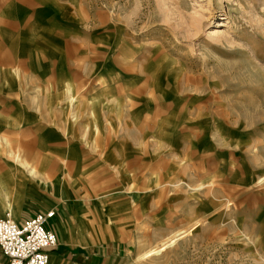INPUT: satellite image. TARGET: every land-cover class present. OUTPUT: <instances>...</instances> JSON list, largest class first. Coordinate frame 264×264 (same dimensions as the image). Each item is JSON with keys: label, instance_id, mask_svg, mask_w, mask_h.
Masks as SVG:
<instances>
[{"label": "rangeland", "instance_id": "obj_1", "mask_svg": "<svg viewBox=\"0 0 264 264\" xmlns=\"http://www.w3.org/2000/svg\"><path fill=\"white\" fill-rule=\"evenodd\" d=\"M0 180L78 264H264V0H0Z\"/></svg>", "mask_w": 264, "mask_h": 264}, {"label": "built area", "instance_id": "obj_2", "mask_svg": "<svg viewBox=\"0 0 264 264\" xmlns=\"http://www.w3.org/2000/svg\"><path fill=\"white\" fill-rule=\"evenodd\" d=\"M53 217L49 211L20 222L0 219V253L6 264H50L49 253L58 246L56 233L48 228Z\"/></svg>", "mask_w": 264, "mask_h": 264}, {"label": "crops", "instance_id": "obj_3", "mask_svg": "<svg viewBox=\"0 0 264 264\" xmlns=\"http://www.w3.org/2000/svg\"><path fill=\"white\" fill-rule=\"evenodd\" d=\"M16 173H18V172L16 171ZM34 173L36 174L35 171H34ZM65 174L68 175V170L64 171L63 167H61L60 172H59V176L54 178V180L51 182L52 187H55L57 185L59 186L58 187L59 188L58 189L59 195L56 197L57 200L62 199V198L63 199L66 198L65 196L67 193L65 194L64 187H66L68 182L64 178V176H66ZM17 175H23V173L19 172ZM27 175L30 176L28 173H27ZM34 176H31V177L34 178ZM40 183H41V185L39 184L40 185L39 188L42 191H39V190L38 191H35V190L28 191V190H26L27 193L33 195L34 197L36 196L38 198L43 196V195L46 196L47 198L53 197V195L49 196L48 194H45V192L47 193V191L49 190L48 185H47L48 183L46 181H40ZM0 185H2L1 193L4 194L6 189H5L4 185L2 184L1 180H0ZM6 203H7V201L5 203H3V205H6ZM76 209H77V206H76ZM76 209L75 210H74V208L71 209V213H73L71 216L73 219V224H70L71 228H70L69 232L65 231L66 224L64 223L62 218H60L58 215H56V225H55L54 229H52L50 227V221L48 223V228L51 230H54V232L56 233L57 238H58L57 248L54 251L49 253L50 264H78L79 261L81 262V258H84L82 255H79V252H77V251L74 252V251L70 250V245H69L70 240L72 242L71 244H73V242H75L76 240H79V243H81L85 240L90 241L89 234H87V232H86V230H87L86 220L87 219L85 218V213H84V211L80 212L78 209L76 211ZM39 211L40 212H45V211L49 212L52 210L40 209L37 212H39ZM29 212H30V214L28 216H25V217H31V216H34L37 214V213L31 212V211H29ZM21 216H22V214L19 213V217L15 221L20 222L23 218H25V217H23L22 219H20ZM73 216H75V217H73ZM0 219H2V218H0ZM74 229H82V232H83L82 236L75 237L74 234H72V231ZM87 243H89V242H87ZM1 260H2V262H5V259L3 258V256L0 253V264H1ZM107 260L109 261L110 258ZM89 264H104V260L102 259L100 262L99 260L96 259L95 262H92V263L90 262Z\"/></svg>", "mask_w": 264, "mask_h": 264}, {"label": "bare ground", "instance_id": "obj_4", "mask_svg": "<svg viewBox=\"0 0 264 264\" xmlns=\"http://www.w3.org/2000/svg\"><path fill=\"white\" fill-rule=\"evenodd\" d=\"M70 95V94H69ZM73 100L71 99L70 102H72ZM79 161V158L77 156H73V158L67 160L65 163H63L62 167L64 169V171H67L69 168L73 167L74 165H77L79 164L80 162ZM27 173L30 175V176H34L35 173L32 169H29L27 170ZM66 175V174H65ZM59 176V175H58ZM9 211L11 210L10 208V205L8 203H6V206H5ZM8 217H10V215H6ZM82 226V225H81ZM174 242V241H173ZM171 243V242H170ZM166 246V243H163L161 246H159L157 249H152L150 250L149 252L143 254L141 256V258L143 257H149V256H152V255H156L158 254L160 251H162Z\"/></svg>", "mask_w": 264, "mask_h": 264}]
</instances>
